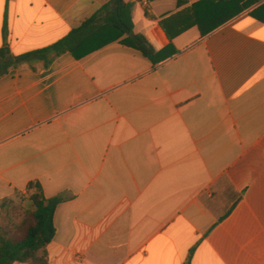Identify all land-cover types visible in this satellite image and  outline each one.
Listing matches in <instances>:
<instances>
[{"label": "crops", "instance_id": "0c3cea01", "mask_svg": "<svg viewBox=\"0 0 264 264\" xmlns=\"http://www.w3.org/2000/svg\"><path fill=\"white\" fill-rule=\"evenodd\" d=\"M109 1L0 0V50ZM197 1L126 0L155 64L114 42L0 75V202L30 182L62 199L48 264H264V0L203 37Z\"/></svg>", "mask_w": 264, "mask_h": 264}, {"label": "trees", "instance_id": "16d2710c", "mask_svg": "<svg viewBox=\"0 0 264 264\" xmlns=\"http://www.w3.org/2000/svg\"><path fill=\"white\" fill-rule=\"evenodd\" d=\"M255 3L256 0H199L189 7L191 25H195L203 37L247 11ZM131 9L132 4L126 0H110L65 37L46 48L17 57L10 55L7 48L1 49L0 75L22 64L42 63L48 67L55 58L66 53L79 60L114 42L139 52L154 64L157 60H164L165 50L157 55L142 35L133 33ZM260 9H264V6ZM248 14L255 18L254 11ZM160 26L171 41L188 25L175 31L167 29L164 21L160 22ZM167 49H172L171 43ZM24 197L22 222L0 230V264H48L46 247L54 237V211L62 199H45L37 182L28 184Z\"/></svg>", "mask_w": 264, "mask_h": 264}, {"label": "rangeland", "instance_id": "374dc122", "mask_svg": "<svg viewBox=\"0 0 264 264\" xmlns=\"http://www.w3.org/2000/svg\"><path fill=\"white\" fill-rule=\"evenodd\" d=\"M25 193L0 202V230L17 225L24 219Z\"/></svg>", "mask_w": 264, "mask_h": 264}]
</instances>
